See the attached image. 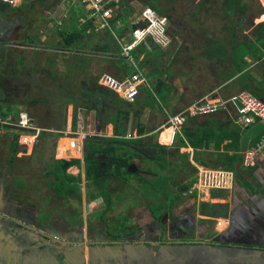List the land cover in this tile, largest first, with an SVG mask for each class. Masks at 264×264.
Returning <instances> with one entry per match:
<instances>
[{
    "label": "trees",
    "instance_id": "obj_1",
    "mask_svg": "<svg viewBox=\"0 0 264 264\" xmlns=\"http://www.w3.org/2000/svg\"><path fill=\"white\" fill-rule=\"evenodd\" d=\"M125 1L126 0H123L120 4L116 17L110 20L111 23L117 19L120 12L122 14L125 10L124 13L126 15L128 14L127 9H121V6H124ZM176 1L177 0H143V3L145 6L155 10L160 16L167 18L169 28L168 34L171 37V41H175L177 36L182 37L181 35L184 34H188L195 38L196 46H194V49L196 48V50L200 52V57L192 55L190 56V59L193 62H197L199 59H204V63H202V65L200 63L199 66H204L205 70H202L200 74H197V78H199L200 81L195 79L192 82L197 81L199 85L203 82L207 83L208 62L213 68L220 69L223 67V73L221 72V74H219V72H217V76L223 77V83L224 81H229L239 75L245 66L249 65V58L252 59V62L264 61V21L253 26V29L251 28V25H253L254 22L253 20L259 15L264 14V7L261 6L258 0H198L199 2H196L193 5L194 7L191 8L188 13L181 14L180 12L179 15L176 14L177 7L174 5ZM4 13L6 15H4ZM0 14L6 17V9L0 7ZM121 14H119V16ZM186 17L188 19V24H184V21L181 20ZM4 20L6 21V18H4ZM172 25L176 31L175 29L174 31L170 30ZM72 27L73 28L69 30L62 26H56V28L51 30L50 33L47 32V35H55L60 40V43L50 44L48 43L50 41L48 37L45 41H40V37H38V42L42 43L41 45L43 46L42 48L33 51L32 57L29 60L23 56L22 52L18 54L6 53L7 55H3L6 57L3 58L0 56V116L5 118L13 111H16L17 107L14 106L19 107L22 105L25 106L26 110L32 115L39 126L43 128L65 129V107L67 105H73L74 119L72 125L73 128H76L78 111L81 110L86 112L83 110L86 109V105H89V109H91L93 102H100L101 115L100 120H98L100 127L105 128L107 125H112L113 134L111 136H103L104 138L102 139H105V141L91 139L86 142L84 177L89 180L92 186L96 185L95 191H89V199L103 196L104 200L110 203L107 182L113 176L120 178V183L129 184L131 183L130 179L134 177L141 178L140 180L144 182L145 179L140 173H160L161 181L159 180L154 185L155 192H157V190L163 191L165 188L163 191L164 195L169 196L174 193V197L170 198V202L168 201L167 203L145 204L148 205V208L151 210L154 222L156 223L158 220L160 221L162 219L165 212H169V204L182 196L184 192L187 193L191 186L197 181V167L193 164L192 160L205 166L232 169L235 172V180L238 181V184L246 187L249 191L253 190L251 194L257 192L255 186L251 183L249 184V181L246 179V173L244 174L246 178H244L242 174V150L245 142H242L241 137L244 128L242 129V126L237 124L235 119L228 113L222 112L221 116L220 114H217L206 117L188 118L181 129V134H177L174 143L170 146L154 140V133L147 132V128L142 122H140V118L145 107H153L156 102H160V104L163 105L162 100H166L170 86L160 77L165 72L170 74L168 69L160 70V68H151L148 77H150V79L156 78L157 82L153 85L149 83V86L142 89L144 104L138 105L137 107L136 103L130 104L118 97L112 91L99 85V79L103 74H96L95 76L91 75L87 78L88 81L78 82L80 87L78 93L77 86H71L70 83L73 81L74 83L71 84H75L78 81V74L82 68H86L87 70L90 68L86 67V64L84 66V64H80V62H74V58H78L82 63L83 60L93 58L91 57L93 53L101 52L100 54L105 56L103 59L111 58L108 57L107 54H115L116 58L113 57V63L115 64L116 62L117 64V61H119L121 63L118 68H126L125 73L123 71L117 73V76L120 79H124L126 76L133 74L135 66L132 65L122 54L123 51L121 44L117 40V48L112 50L109 48L112 43L108 39H104V41L102 40L103 43L102 41H99L95 43V45L90 43V40L88 39H95L99 33V31L95 30L94 21L92 19L85 20V22L79 26L73 25ZM248 30L250 31L247 32ZM108 33L112 36V33L109 30ZM32 34L33 31L26 32L24 34L25 37H27L25 40L32 41ZM220 34L223 35L221 40L217 38ZM188 40V38L183 40V43L177 51V57L180 56L182 49H184L186 53L190 51V47L187 45ZM150 45L151 47L149 49L144 44H140L131 51L130 56L140 70L147 64L151 63L152 57L160 52L156 44L152 43ZM0 47H2L1 44ZM48 49H54V51H49ZM141 56H143L142 59ZM3 59L5 61H3ZM153 60L156 62L155 59ZM180 60L185 65L186 60H183V58H180ZM213 62L214 64H212ZM60 63L68 69L64 73L59 69ZM69 66L75 68V70H71ZM86 69L83 71L86 72ZM185 75L193 77L191 72L186 73ZM247 91L264 99L263 90L255 87L253 84H251V88L247 89ZM58 92L61 95L60 99L65 100V102H63L64 104L60 105V108L62 107V111L60 109L62 116L60 114L57 116L56 110L58 108L50 99V96L54 93L56 98ZM78 99L80 100L78 101ZM49 100L52 104L49 103ZM80 103L82 107L79 106ZM54 106L56 107L54 108ZM163 107L164 105L162 107L160 105L161 109H163ZM51 116L56 117L57 120L52 122ZM134 119L138 120V136L126 137L128 126ZM49 134L50 133H47V135H41V137L48 138L50 137L48 136ZM54 134H56V136L53 146L56 139L61 136L58 132ZM225 141L227 142L223 144ZM16 142L17 136L14 135L13 143ZM254 142L255 141H253V143ZM212 143L213 145L210 149ZM221 144H223L224 150H221ZM189 146L193 148L192 155L188 151L182 152L180 150L182 147ZM230 150H232L231 153ZM101 153L107 155V158L104 161H101L97 157ZM10 158L14 159V157L10 156L7 161L12 166L14 160L11 161ZM135 158H138L139 161L146 164L132 173L128 171L127 165L134 162ZM24 161L27 165L29 164L28 172L15 174L12 178H7L8 180L0 183L3 196L5 185L7 184H9V187L10 189L12 188V190L16 187L19 188V190L22 188L27 191L34 188V185H29L33 178L31 173L29 175V170L33 171L31 165L33 162L30 158H27ZM43 163L46 164L47 174H51L53 190L56 194L67 197L71 190L76 191L78 189L74 181L79 180L81 174L76 176L67 173L66 168L68 164H80V159L73 158L67 161V163L62 164L59 159L53 158L51 162L45 160ZM102 163L105 164L104 167L102 166ZM0 167L4 166L0 164ZM167 170L169 174L167 173ZM183 170L188 172V174L190 171L189 178H186L183 181L171 175L172 172L175 173ZM161 171L163 172L161 173ZM8 172H11V169H8ZM10 176L11 174L7 177ZM173 180H175L174 182L176 185L174 188H170V183ZM146 192L145 189H142L140 194L145 195ZM213 193V196H216L217 192ZM23 195L25 194L23 193ZM214 205L215 204L212 202H203L202 207L204 213L206 212L208 216L213 217L227 215V209L220 213L213 211ZM130 217L132 218L131 220H133L131 222L136 223L133 227L131 223L129 224L131 227L128 226V228L131 229H125L127 227L124 221L122 224H114L111 222L107 231L102 232L108 235H110L111 232L114 239L120 238V236L126 232L125 236L130 233L128 235L130 239H135L136 236L141 235L136 233V229L144 226L140 223L139 219H136L133 216ZM211 222L212 219H207V223L210 224ZM164 225V222H160V224L157 223L156 226H152L153 230H149V226H147L148 229H146V231L153 239L151 241H163V239H161L160 236L157 237V235L161 228H165ZM92 227H94V231H97L95 226ZM9 228L12 230L11 227ZM27 228L28 227L24 226L23 229L20 230L21 236L25 238V240L20 238L21 247L27 246V231L30 230L32 233L34 232L33 229ZM88 229V232L90 233L92 229L90 230V227ZM112 229H116L117 232L114 233ZM124 229L125 232L123 231ZM92 239H95V237H92ZM7 240L8 237H4L3 245L5 243V246H8L7 242H5ZM73 240L76 239L73 238ZM30 241H32V238ZM38 241L39 240L37 239L34 241L39 247L37 250L41 249L45 253L46 251L43 249L44 243ZM83 241L84 238L81 235L77 242ZM168 245L171 244L168 243ZM154 247L155 254H157V242L154 244ZM39 255L41 257L42 254Z\"/></svg>",
    "mask_w": 264,
    "mask_h": 264
},
{
    "label": "rangeland",
    "instance_id": "obj_2",
    "mask_svg": "<svg viewBox=\"0 0 264 264\" xmlns=\"http://www.w3.org/2000/svg\"><path fill=\"white\" fill-rule=\"evenodd\" d=\"M20 1L21 0H19V2ZM24 1H25V3L22 1L24 3V8H25L23 11H25L29 8L28 12H27L28 14H35V16H36L38 13V16L36 17V19L38 18V24L35 25V27L33 28V33H35L36 35L40 34V36L46 37L47 32L50 33V31L54 30L56 28V26H52V28H50L49 25H50L51 21L46 20L47 19L46 13H44V11H42L41 5H39V1H37V0H24ZM199 1L198 0H177L174 4L175 7H177L176 14L179 15L180 12H181V14L188 13L190 11V9L194 7L193 5ZM260 4H261V6H264V1L263 2L261 1ZM146 7L147 6H145V4L143 3V0H126L124 3V6H121V9L122 10L127 9V11H128L127 15L128 16L124 13V11H125L124 10L122 14H121V12L119 13V14H121L120 16L118 14L117 19H115L113 23H110V27L112 28V30H109V31L112 33V36L109 35L108 29H106V30L99 31V33L97 34V37H95V39H88V40H90V43L92 45H95V43H97L99 41H102V40L104 41V39H108L112 43V45L109 47L110 50L117 48L116 40L118 42H120L122 40V38H124L125 41L129 40V36H130L129 32L131 33V31H132V28H131L132 25L136 24L139 20H141L142 12ZM6 10H7L6 13H8L6 16V19L9 20V22L12 23L13 25L17 26L16 32L12 33V36L14 37L13 40L17 38V41L14 40V43H17L18 40L21 39L22 34H24V32L22 31L23 26L19 27L17 25V24H19L18 22L20 20V17L24 16V13H22L21 10L20 11L11 10V9H6ZM28 14H27V16H28ZM0 16L2 17L3 15L0 14ZM181 20L184 21V24H188L187 23V21H188L187 17L183 18ZM253 21H254L253 25H251L252 29H253V26H256L257 24L264 21V14L259 15ZM167 23H168V21H167ZM72 28L73 27L66 28V29L70 30ZM34 29H36V31ZM168 29L169 28H168V24H167V32H168ZM174 29L175 28L172 25L170 30L174 31ZM175 31H176V29H175ZM249 31L250 30H248L247 32H249ZM13 34H15V36ZM23 36H25V35H23ZM181 36L182 37L177 36L175 41H173V40L171 41L170 46L168 48L169 51H166V52L164 51L165 52L164 54L162 53L163 51L161 52V57H160L161 61H160V63H158V65H156L155 61L152 59L151 63L147 64L145 67H143L141 69L142 72L147 76L148 80L150 78V77H148V75L151 71V68L152 69L160 68V70L168 69L171 73L173 72L175 74L183 73V75H185L186 73L191 72V75L193 77L188 76L189 78L187 79V76L185 75L186 81L183 84H181L182 86L194 84L196 81L195 82H192V81L195 79H197V81H200V79L197 78V74H200L202 72V70H205L204 66H199L200 63H201V65H202V63H204L203 62L204 59H199L197 62H193L190 59V56L193 55L195 57H197V56L200 57V52H198L196 50V48L194 49V46H196L195 45V38L193 36H189L188 34H184ZM4 37L5 36H3L2 38H4ZM6 37H10V36L7 35ZM185 38L189 39L187 45H188V47H190V51L186 53V51L184 49H182L180 56H178L179 58H177V59L174 58V60L167 58L166 54H169V53L173 54L174 52L178 51L180 45L183 43V40ZM103 41H102V43H103ZM56 42L58 43V41H56ZM150 47H151V45H150ZM20 52H22L23 56L26 57L27 60H29L32 57V50L19 49L18 47H16L15 45H12V44H10V45L4 44V45H2V47H0V56L2 58L6 57V56H3V55H7L6 53L18 54ZM90 52H91V50H90ZM100 53L101 52L93 53V54L91 53L93 56L91 54L90 55L93 58L83 60L82 63L78 58H74L75 59L74 62H80V64H84V66L86 64V67L90 68L88 70L86 68H82V70H80V72L78 74V79H77L78 81L75 84H71V83H74L73 81L70 83L71 86H75V85L77 86V90H78L77 92L78 93L80 91L79 90L80 87H79L78 82L88 81L87 78L91 75L95 76L96 74L102 75V74L108 73V74H111V75L115 76L116 78H118L117 73H119V71H123V72L126 71V68H123V69L118 68V67H120L121 62L117 61L118 62L117 64H116V62H115V64L113 63V57L116 58L115 54L111 55V54L106 53L108 55V57H111V58L110 59H103V57H105V56L103 54H100ZM180 58H183V60H186L185 65L181 62ZM191 58H193V57H191ZM3 61H5V60L3 59ZM69 68L71 70H75V68H73L71 66H69ZM59 69L62 73H64L66 70H68L65 66L61 65V63H60ZM85 69L87 70L86 72L83 71ZM154 81L155 80L152 79V82H154ZM172 82H173V80H172ZM200 85H198L196 87L197 90H199L200 92L203 90H207V83L203 82ZM145 87L146 86H143L142 88L144 89ZM54 94H52L50 96V99L56 104V106L58 108L56 110L57 116H58V114H60L62 116V112H61L62 107L60 108V105L64 104L63 102H65V100L60 99L61 95L59 92H58V95L56 98H55ZM79 100L80 99H78V101ZM49 103L52 104V102L50 100H49ZM162 103L164 105L163 100H162ZM100 105H101L100 102L99 103L93 102L91 109H89V105H86V109H83L86 112L79 110L80 112H82L81 116H82V119L84 120V124H83L84 131H87L88 133L91 134V136H90L91 139H96V140H101L102 138H104L103 136H111L113 134V133L110 134L108 131L109 125H107L105 128L100 127V123L98 121V120H100V115H101ZM154 105H158L159 108H157L155 106V108H153V110L151 111V114L150 113L147 114V112H145L142 114V116L140 118V122H143L142 124H144L146 126V128L149 129V131H150V127L151 126L153 127V125H154L153 123L156 122L157 117H161L164 114V112H162L163 113L162 114L158 110V109H161L160 105H161V107L163 106L162 104H160V102H158V103L156 102ZM56 106H54V108ZM79 106L82 107L81 103ZM14 107H18V106H14ZM20 107L22 108V105ZM22 109H24V108H22ZM60 109H61V111H60ZM165 109L167 111L169 110L168 107H165ZM17 110H19V109H16V111H13L12 113L14 115H17V113H18ZM65 114H66V116H65L66 117V127L71 128L72 123H73V119H74V106L73 105H70V106L67 105L65 107ZM51 119H52V122H55L57 120L56 117H53V116H51ZM137 121H138L137 119L132 120V122L128 126L126 136L129 134V132H132L134 134L135 133L138 134V132L136 131L137 130V126H136ZM9 129L13 130V128H9ZM158 129H156V130H158ZM17 130L19 131L18 133L20 134V139H19L20 142L24 143L25 141H27L29 143V144H27L28 145L27 153H31V155L33 157H30V156L25 157V156H21L19 154H16V157H19V159H21V160L14 159V164L12 166L8 167L7 161H8L9 155H10L9 149H10V146H12L13 137L10 134V132H11L10 130H7V129L3 130L4 132L0 133V155H3V157L0 159V164H2L4 167H1L2 168V172H1V178L2 179L0 180V182L1 183L5 182L6 180H8L7 178H12V176L15 174L28 172L27 170L29 168V164L27 165V167H25L26 163L23 159L30 158L31 160H33V162L36 163V165L34 164V167H36L38 165L36 167V169H33L34 173H32V176H33L32 182L30 181L31 183H29V185H32V186L34 185V188H32L33 191L30 193L29 190L28 191L26 189L23 190L22 188H20V190H19V188H17V187L13 188V190H12V188L10 189L9 184L5 185L6 191L4 192V196L2 197V201L0 202V222L1 221L7 222L8 219H10V220H13L14 225H15V222L20 221V222L26 223L27 227L28 226L33 227L34 226L33 221L27 220L25 222V219L22 218V215L24 213L23 211L31 209V208L35 211L37 221H39L38 218H40L41 216H44L46 214H48V218H49V215H52V214L55 215L56 214L57 215L56 217H58L59 219L65 220L66 221L65 223L67 224L68 222H70L72 220L71 217L74 215L75 221H76L75 226H71L69 231L72 234V237L74 236V237L78 238L79 233L83 229V224H85V221H84L85 219L83 218V220H81V218H79V215L82 213V211H80V206H78V208L76 207L77 202L75 200L74 201H68V204L64 205L62 203V201H64L63 197L62 196H55L53 192L52 193L49 192V194H47L46 196H43L45 194V188L44 187L46 186L44 184H47L49 186L52 184V180L51 179L48 180L47 173L45 171L46 170V164L43 162L45 160H48L49 162H51L53 160V158L55 156V151L57 154V149H56L57 141H58L57 146L60 147L63 145V143H67L68 140L65 138H63V139L59 138V140L56 139V142L53 146V142L55 141L56 134L50 133L48 135L50 137H48V138L39 137V139L35 143V148H33V150L31 151L32 146H33V143H32L33 136L32 135H30V136L22 135V131L19 129H17ZM149 131L147 130V132H149ZM151 133H154V140L157 141V131L151 132ZM163 138H165V136L163 137V135H162L159 138L160 141L167 143L166 140ZM168 146H170V145H168ZM7 153H9V154L6 155ZM26 155H29V154H26ZM58 155L63 156L62 153H60ZM77 156H78V154H77ZM135 161L141 167H143V165L146 164V163H142L141 161H139L138 158H135ZM144 167H147V166H144ZM8 169H11L12 172H8ZM31 172L32 171L29 170V175ZM162 172L163 171H161V173ZM167 173L169 174L168 170H167ZM10 174H11V176L7 177ZM141 175L145 179L144 182L140 180L141 178H137V177L135 178L134 177L129 186H126V187L124 186V188L121 191H119L120 192L119 198H117L115 201L111 200V204L113 207L111 209H109V211H107V214L109 217L113 216V214H116L118 212L126 213V215L124 217H122L121 219L125 222L127 228H128L130 223H131L132 227L134 226V224L136 225V223L131 222L133 220H131L132 218L130 217V214L133 217H137V216L139 218L143 217V219H140L141 224L144 226V227H141L142 229H148V227L146 226L147 224H150L151 226H154V224H155L154 221L153 222L151 221V219H153V218L150 217V213L148 215L147 212H144V203H142L138 200L137 194L140 193L142 191V189H145L148 192V193L146 192L145 196H147V199L149 200V201L147 200V203H150V204H157V203L159 204L160 203L159 199L161 200L166 196L163 193L165 188L163 191L157 190V192H155V186L154 185L159 180L161 181V174L160 173H157V174L148 173V174H141ZM171 175H173V176H175V177H177L183 181L186 178H189L188 176H190V171H189V174H188V172L183 170V171H178L175 173L172 172ZM174 181L175 180L171 181L170 188L175 187L176 184ZM139 184H140V186H139ZM253 184H257V183L255 182ZM39 186H41V187H39ZM239 186H240V184L235 183L234 187L232 185L229 189L209 190L207 188L200 186V183L198 181H196L191 186L190 190L187 192L188 194L186 192H184L187 195L184 194L185 196L184 195L181 196L178 204L176 205L177 207L175 206L174 210L176 213H179V214H183L184 212H186L187 209L191 210L190 214L186 215L185 217L186 218L191 217L192 221L194 220L195 226L190 227V229L195 232V235H198L200 227L203 226L202 225L203 220L201 219V217H202L201 216V212H202L201 210L203 209L202 203L205 201L214 203L215 205L213 206V211H215V212L217 211L219 213L222 212L223 210L227 209L225 207V203H222V202L224 200H227V198H228V200H229V198H231V200H232V197H233L232 206L233 205L235 207L241 206V205H243L244 201H246V205H244L246 208H244V210L249 211V209H251V210L254 209L253 205H256L257 200H259L260 198L257 200H250V198H251L250 194L251 193L248 195L249 198H246L249 200H243V201H241V204H240V200H238L239 204L234 202V196H235L236 192H238V190L241 192V190L239 189ZM81 187H82L83 191L86 190L85 185L83 183H81ZM256 187H257V185H256ZM118 188L119 187L116 185V183L111 185L110 186L111 194L115 195L114 193H117L116 191ZM93 189L95 190V188H93ZM40 190H42V192L44 193L43 195L40 193ZM216 191H220V192L224 191L223 194L228 195L227 198L226 199H224V198L214 199L215 197L213 198V195H214L213 192H216ZM23 193L25 195H23ZM127 196H128V198L126 199ZM50 198H52V199H50ZM145 200L146 199L144 198L143 201H145ZM218 200H220V202L217 203ZM163 202H165V200H163ZM99 203H100V206H103L102 199L101 200H97V199L94 200L93 203H91L90 211L92 208L95 210L97 209L96 207L99 208L100 207V206H98ZM130 205H132L133 209H131V208L128 209V207H130ZM103 207H105V206H103ZM128 210L130 211V214H129V212H127ZM227 210H228V213L226 216L215 217V218H218L217 225H216V229L218 231H222L226 226L227 227L230 226V224L228 223L229 222L228 220L230 218L229 215H230V212H232V210L229 207ZM76 215H77V218H76ZM7 217H9V218H7ZM208 217L210 218V216H208ZM221 217L225 219V223L221 222V225L218 227L219 220ZM175 220H176V218L174 220L172 219V221H175ZM73 221H74V219H73ZM182 221H184L186 223L187 219H182ZM109 224L108 223H105V224L99 223L98 226L100 228L102 226H104L101 229H107L109 227ZM131 225L129 227H131ZM43 226H45V225H41V226L36 225L35 227H37L41 231L42 229H44ZM76 226H79V227H76ZM185 226H186L185 230H190L188 223L185 224ZM42 231H45V230H42ZM74 232L77 233L76 236L73 235ZM113 232L116 233L117 230L115 229V230H113ZM166 232H169L170 234H172L170 229H166ZM70 233L65 234L64 237L65 236L68 237ZM82 233H83L82 236L84 238V241L86 240L85 237H87V238L90 237V239H92L90 236L91 233L88 232L87 235L84 234V231ZM129 234H127V236ZM57 237L59 238V236H57ZM102 237H103V239H107L109 236L103 235ZM58 238H53L54 240L51 241V243H49V241L47 243H45V244H48V243L50 244V249L54 250L55 251L54 253H56V251H58L60 248H62L63 251L66 250V245H61L60 248H57V246L59 244H63V243H59L62 240L60 238L59 239ZM119 239H121V238H118V240ZM149 243H152V241H149ZM82 244L85 246L89 245L86 242H84ZM115 245L117 246V244H115ZM47 247H49V245L45 246V248H47ZM95 247L98 248L97 246H95ZM104 247L105 246L102 245V248H104ZM45 248H44V250L47 251ZM96 248L90 251L89 259H90L91 263H92V259H94L93 263L99 264L98 261H101L103 257L99 255V252ZM67 249H69V247H67ZM126 250L119 251V250H113L112 248L111 249H105V251L107 252L106 256H104L106 258H103L106 261L105 264H131L130 258L126 254V252H127ZM155 253L156 252L154 251L153 252L154 256L156 255ZM155 258H156V256H155ZM155 258L148 256V259H146V263L147 264H158V263H156ZM68 260L69 259H67V257L64 256L62 264H64L65 262H68Z\"/></svg>",
    "mask_w": 264,
    "mask_h": 264
},
{
    "label": "crops",
    "instance_id": "obj_3",
    "mask_svg": "<svg viewBox=\"0 0 264 264\" xmlns=\"http://www.w3.org/2000/svg\"><path fill=\"white\" fill-rule=\"evenodd\" d=\"M39 1V5H41L42 11H44V13H46V20H50V28H52V26H62L63 28H71L73 25H77L79 26L80 24L84 23L85 20H88V15L90 13V10L87 6H85L81 0H37ZM25 3V1H24ZM80 4V5H79ZM26 5V4H25ZM22 8H24V4L21 6ZM29 9V8H28ZM28 9L25 11H21L22 13H24V16L20 17L19 20V24H17L19 27L23 26L22 31L27 32L28 31H33V28L35 27V25L38 24V18L36 19L37 15L35 16V14H28ZM7 12V10H6ZM8 14V13H7ZM28 14V16H27ZM2 15V14H1ZM4 15H6L4 13ZM1 17V16H0ZM4 18H6L5 16H2L0 18V38L3 40H5L7 37V35H9L7 33L9 27L11 26V23L9 22V20L6 19V21L4 20ZM135 24L132 25V31H133V26ZM17 27V26H16ZM48 27V26H47ZM32 28V29H31ZM36 31V29H34ZM112 30V28H111ZM34 31V32H35ZM132 31L131 33L129 32V40L125 41L124 38H122L121 42H123L124 44H128L129 42H131V40L133 39V35H132ZM220 32V31H217ZM247 33V32H246ZM24 34H22L21 39L18 40L17 43H14V40L17 41V38L13 40V36L12 34L9 35L11 37V41H13L16 47H18L19 49H28V50H32L36 51L40 48H42L43 45H41L42 43L38 42V37H40V41H45L47 40V37L50 39V41L48 43L52 44V43H57L56 41H58V43H60V40L55 36V35H47L46 37L44 36H40V34H38L37 36H35L36 34L33 33L32 34V41L31 40H25L27 37L23 36ZM15 36V34H13ZM3 36H5L4 38H2ZM18 36V35H17ZM218 39H222L223 35L220 34L217 36ZM25 40V41H24ZM20 41V42H19ZM120 42V43H121ZM152 44V42L150 43ZM158 49L160 52H158L157 50V55L153 56L152 59H155L156 62L155 64L158 65V63H160L161 61V52L164 54L166 51H169V46L167 47H161L159 45ZM52 48H54L53 46H51ZM50 48V47H47ZM60 48V47H59ZM45 49V47H44ZM150 49V48H149ZM49 51H54V49H48ZM165 51V52H164ZM177 52H174L173 54L169 53L166 54L167 58H170L171 60H173L174 58H179L177 57ZM143 58V56H141V59ZM249 65L245 66V68L243 69V71L237 75L235 78L229 80V81H223V77L221 76H217V72H219V74H221V72L223 73L224 69L223 67H221L220 69L217 68H213L212 66L209 65V62L207 63V90H203V91H199L196 89V87L199 85V83L196 81L194 84H189V85H184L182 86L181 84H183L186 80V76L183 75V73H179V74H175V73H164L160 78L165 80L167 84H169L170 86V90L168 92L167 98L166 100H164V107L163 109H158L161 113L164 112V114L161 117H157L156 122H154L153 127H150V131L151 132H156L157 131V137L159 134V130H156L160 127H162L164 124H166V120H167V115L168 114H175V113H179L182 110H184L187 106H189L190 104H192L193 102L203 99V98H213L216 96H221L223 98H228L231 96L236 95L238 92H240L241 90H247L251 88V84H253L255 87L260 88L261 90H263L264 92V61L261 62H252V59H248ZM172 63V62H171ZM214 64V62L212 63ZM209 66V67H208ZM226 66V63H225ZM228 68H230L229 66H227ZM125 73V71H124ZM181 74V75H180ZM189 77L187 76V79ZM152 79H154L155 81L152 82ZM149 83L151 85H153L155 82H157L156 78H149ZM173 80V82H172ZM152 82V83H151ZM173 83V84H172ZM143 90L140 92L139 97L137 98V102H136V107L138 105H143ZM155 106L157 108H159L158 105H154L153 107H145L143 113L147 112L151 114V111L153 110V108H155ZM165 107H168V111L165 109ZM221 116V114H220ZM217 116V117H220ZM142 121V120H141ZM143 123V122H142ZM137 126V125H136ZM109 133L112 134L113 133V126L109 125ZM244 128V129H243ZM7 130H10V134L13 137V131L9 128H6ZM167 128H164L161 133L159 134V138L163 135V132L166 130ZM242 129L244 130L241 140L242 142L244 141V147L243 149H245L246 147L250 146L251 143H253V141H256L261 135L264 134V126L259 122V121H255L254 123L248 124L246 126H242ZM5 130V129H2ZM138 130V127H137ZM136 130V131H137ZM147 130L149 131V129L147 128ZM149 131V133H151ZM4 132V131H3ZM134 132V131H133ZM132 133V132H129ZM240 140V142H241ZM227 141L223 142L226 143ZM164 144H169V143H165ZM223 144H221V150H224ZM213 143L210 145V149L212 147ZM181 150H187L193 153V150L191 147L188 148H180ZM226 151V150H225ZM243 151V150H242ZM232 152V150H230V153ZM3 157V155H0V159ZM193 164L195 166L197 165H202L199 164L195 161H193ZM210 167V166H209ZM214 168V167H212ZM1 167H0V180L1 178ZM71 170H73L74 173L77 172V166H71ZM246 173L247 178L244 176V174ZM242 174L244 176V178H246L249 181V184L251 183L253 186H255V188L257 189V193H253L250 194L252 191H249L246 189V187L240 185L239 189L241 190V192L238 190V192H236L235 196H234V202L239 204L240 200V204L241 201L243 200H249L246 198H249L248 195L250 194V200H256V196H258V198L263 197L264 198V151L258 154V157L255 161V165L252 166H247V167H243L242 170ZM248 174V175H247ZM249 177V178H248ZM251 178V179H250ZM257 183V184H253V183ZM1 183V182H0ZM236 184L237 181H235ZM234 183V185H235ZM112 184H107V189L110 191V186ZM233 185V187H234ZM257 185V187H256ZM217 194L216 196H213L214 199L217 198H224L226 199L228 195H224V191L220 192V191H216ZM235 193V192H234ZM115 195H112L111 197L109 196V200L112 198V201H115L117 198H119L120 193H114ZM232 195V194H231ZM2 197H3V193H2V189L0 187V202L2 201ZM101 198H97V200H101L103 204L104 200L103 197L100 196ZM243 197V198H242ZM128 198V196L126 197V199ZM96 200V199H95ZM213 200V199H212ZM94 199L91 200V202L89 203L91 206V203H93ZM85 202V201H83ZM142 202V200L140 201ZM220 202V200L217 201V203ZM139 203V202H138ZM143 203V202H142ZM222 203H225L226 208L228 209V207L233 211L236 210L238 208H243L244 205L241 206H232L233 204V197L232 200L231 198H227V200H224ZM244 203H246V201H244ZM231 204V205H230ZM112 206L111 203H109V206ZM98 206H100V203L98 204ZM254 207L257 206L253 205ZM113 207V206H112ZM97 211L99 212V210L103 209V206H100L99 208L96 207ZM131 208L133 209L132 205H130V207H128V209ZM141 208V207H140ZM98 212H95V210L92 208L91 212L89 214H86L85 212L80 216L83 217L85 220V223L87 221V219L89 218L93 223H97V217H98ZM132 213V212H131ZM77 214V213H76ZM120 214V212L113 214V216H111V219H115L117 218L118 215ZM130 214V213H129ZM126 215V213H125ZM255 215V213H254ZM57 215L52 214L49 215L48 219H45V225L50 226L53 225L55 226L54 230L58 231L59 229L63 228V230H70L71 226H75V216L73 215L71 218L72 220L70 222H68L67 224L65 223V220L59 219L58 217H56ZM258 216L261 219H264V216H260L259 214L255 215ZM208 217V215H207ZM9 218V217H7ZM58 218V219H57ZM77 218V215H76ZM209 218V217H208ZM74 219V221H73ZM110 219V220H111ZM218 219V218H217ZM229 224H230V218L228 220ZM219 222L221 223H225V219L224 218H220ZM141 223V222H140ZM17 224L14 225L13 220L8 219L7 222H0V238H1V244H0V264H62L64 256L67 257L68 262H65L64 264H96L93 263L94 259H92V263L89 259V253L91 250L95 249L97 246L98 248H96L99 252V255L102 256L103 258H106L104 256H106V251L105 249H113V250H126L129 247H137L136 245L141 244V243H147L145 242V238L142 237V235L136 236L135 239H130L129 236H125V229H131V228H125L123 231L125 232L124 234H122V236H120L121 239H115L117 240L116 242H114V245H107V244H103L102 242H100L103 236V232L102 229L98 228L97 226V231L92 228H90V230L92 229L91 233V238L95 237V240L98 239V243L97 242H93L92 239L86 238L85 241H83L82 243L86 242L87 246L83 245L82 243L80 244V249H75L73 250V246H69V249H67V245H66V250L63 251L62 248H60L61 245H64L65 242H63V244H59L57 246V248H60L58 251H56V253H54V250L50 249V244H43V249L45 248V246L49 245V247L45 248L47 251L44 253L41 249L37 250L39 247L36 243H34V241L37 239L36 238V234L31 235L29 234L28 240H27V246L25 247H21L20 246V238L17 236V233L14 230H10L9 227H12L16 230H19V227L16 226ZM260 226V230H261V234L264 235V227L261 225V223H259ZM27 227V226H26ZM79 227V226H76ZM87 224H83V231L84 234L87 235L88 231H87ZM219 227V226H218ZM251 228H253V224L250 225ZM30 229H33V227H29ZM35 228V227H34ZM227 226L224 228L226 229ZM235 229H241L240 227L235 226ZM34 230V229H33ZM76 230V229H75ZM39 231V229H38ZM41 232V231H40ZM70 232V231H69ZM146 229H142L141 227L136 229V233L138 234H142L145 233ZM75 234H77L76 232H74ZM71 234V233H70ZM63 235H61L62 237ZM72 236V234L70 235V237ZM4 237H8V240L5 241L7 242L8 246H5V243L3 245V239ZM32 238V241H30V239ZM63 238V237H62ZM141 240L143 242H141ZM30 241V242H29ZM97 241V240H96ZM40 242V241H38ZM61 243V242H60ZM117 244V246L115 245ZM102 245L105 246L104 248H102ZM125 247V248H124ZM56 249V248H55ZM69 250V251H68ZM155 250V249H150ZM42 251V252H40ZM154 252V251H152ZM39 254H42L41 257ZM81 255L84 256V261L81 262ZM252 258V263L256 264L257 260L255 259V255L253 254V252L251 251V256ZM102 258L101 261H98L99 264H105V260ZM133 258H136V255L133 256ZM141 258V257H140ZM258 264V263H257Z\"/></svg>",
    "mask_w": 264,
    "mask_h": 264
},
{
    "label": "flooded vegetation",
    "instance_id": "obj_4",
    "mask_svg": "<svg viewBox=\"0 0 264 264\" xmlns=\"http://www.w3.org/2000/svg\"><path fill=\"white\" fill-rule=\"evenodd\" d=\"M16 32V25H13L11 23V26L9 27L7 33L9 35H11L12 33ZM11 37H7L5 40L3 39L0 42L1 45L4 44H14L13 41H11ZM91 135L88 136L87 141L91 140L90 138ZM99 136V135H98ZM14 138V136H13ZM18 140V137H17ZM102 141H105V139H101ZM86 141V142H87ZM86 145V143H85ZM35 148V146L33 147ZM63 148V145L59 147V150L61 151ZM33 150V149H32ZM26 152V148L22 147L19 143H13V139H12V146H10L9 149V157L13 156L14 159L16 158L17 160H21L19 159V157H16V154H19L21 156H25V157H33L31 155V153H25ZM9 153H7L6 155H8ZM85 153L84 152L82 159L84 161L85 158ZM29 154V155H26ZM24 157V158H25ZM101 161H104L107 158V155L101 153L97 156ZM13 158H10L11 161L14 160ZM27 159V158H26ZM25 160V159H23ZM33 162V160H31ZM134 162L137 164V162L134 160ZM132 163V162H131ZM34 164L36 165L35 162H33L32 165V169H36V167H34ZM82 162L79 163H72V164H66L67 168H66V172L67 173H71L73 175H79L81 173V169H82ZM130 164V163H129ZM128 164V165H129ZM8 166H11V164L9 162H7ZM27 165V164H26ZM77 166V172L74 173L73 170H71V166ZM128 165H127V169H128ZM102 166L104 167L105 164L102 163ZM26 167V166H25ZM141 167L137 164V169ZM8 168V167H7ZM46 171V170H45ZM129 171V170H128ZM12 172V171H11ZM130 172V171H129ZM135 172V171H134ZM143 172V171H141ZM34 173L33 171L31 172V174ZM47 173V171H46ZM133 173V172H132ZM141 174H148L146 172L140 173ZM51 174H47L48 180L51 179ZM142 176V175H141ZM133 180V178L130 179V182ZM120 178L113 176L112 178H110L107 182V184H114L116 183V185L119 187L117 189V193H120L119 191H121L124 186H129L130 183L128 184H122L120 183ZM74 183H76L78 189L75 190H71L70 193L68 194L67 197H63L64 201H62V203L64 205L68 204V201H76L77 202V208L78 206H80V211H82L81 214H83L84 212L86 214H89L90 211V206L88 211H85V207L86 204L88 203V205H90L89 203L91 202L92 199H89V191H95L93 188H95L96 185H93L89 182V180H87L86 178H83L81 176V178H79V180H75ZM81 183H83L85 185L86 190L83 191L82 187H81ZM45 188V194L42 192V190H40V193L43 196H46L47 194H49V192H53L55 196H61L55 193V191L53 190V185L51 184L50 186L47 184ZM41 187V186H39ZM79 190V191H78ZM173 190V189H172ZM6 190L4 189V192ZM33 191V189L31 188L29 190V192L31 193ZM174 191V190H173ZM185 195H187L186 193H184ZM183 194V195H184ZM110 197L112 196L111 191H109L108 194ZM146 195V194H145ZM145 195H141L140 193L137 194L138 200L144 203V212H147L148 215L150 213V217L153 218L152 214H151V210L148 208L147 204V196ZM174 193L170 194L169 196H165L163 199H159L160 203L163 202V200H165L164 203H167L168 201L170 202V198H173ZM182 195V196H183ZM184 195V196H185ZM149 196V195H148ZM103 197V196H102ZM97 198H101L100 196H97L95 198H93L94 200ZM144 198L146 199L145 201ZM181 196L178 197L176 200H174V202H172L170 205V209L169 212H165L162 219L159 221H157L154 226L161 223H165L164 227L165 228H161L160 231L158 232L157 237L160 236L162 240H157V245H158V253L155 255H153L152 251L154 250H150L155 248L154 244L156 243L155 241H152V243H149V241L153 240L150 235L148 234V232L146 231L145 233H142V237L145 238V242H147L146 244H144V242L141 240V244L136 245L137 247H129L126 251V254L128 255V257L130 258V262L131 264H147L146 263V259H148V256L150 257H154L156 263L158 264H253L252 263V258L251 256V251L253 252V254L255 255V259L257 260L258 264H264V235L261 234V230H260V226L259 223H261V225L264 227V219H261L258 216H255L257 214H259L260 216H264V198L261 197L260 199L258 198V196H256V200H257V206L254 207L253 210L249 209V211H245L244 208H246L245 206L243 208H238L236 210H233L232 212H230V226L227 227L226 229H223L222 231H218L215 227V230L213 231V233L211 234L210 237H208V233L210 230V226L211 223L213 222V219L211 218L212 216H210V218H207V213H204V210L202 209L201 211V219L203 220V226L200 227L199 229V233L198 235H195V232L192 231L190 229V227H194L195 223L194 220L192 221L191 217L186 218V215L190 214L189 209L186 210V212H184L183 214H179L176 213L174 210V207L178 204L179 200H180ZM52 199V198H50ZM104 200V198H103ZM112 198L109 200L111 203ZM85 201V202H83ZM149 201V200H148ZM207 202V201H205ZM103 209L99 210V212L97 210H95V212H98V217L96 222L97 223H93L89 218L87 219L85 224H88L87 226V231L89 230L88 228L91 226H98V224L100 223H111L113 222L114 224H122L123 220L121 219L122 217L125 216V213H120L118 215L117 218L115 219H111L112 217H109L107 214V211H109V209L112 208V206H109L108 201L104 200ZM158 204V203H157ZM243 205H246V203H243ZM67 207V206H66ZM75 207V206H74ZM177 207V206H176ZM84 209V210H83ZM130 209V208H129ZM23 215L22 218L25 219V222L28 221H33V229L35 230L33 233L32 231L28 230L27 232L30 233L31 235L36 234V238L37 240L43 242V243H47L49 241V243H51V241H53V238H58L57 236H59V238L62 240L60 241L61 243L65 242L64 245H67V247L69 246H73V250L75 249H79L80 244L82 242H77L78 238L83 235V231L81 230V232L79 233V237H70L71 234H69L68 237H64L65 234L70 233L67 230H63V228L59 229L58 231H55L54 228L55 226L51 225H45V219H48V214L41 216L40 218H38L39 221L36 220V215H35V211L31 208L28 210L23 211ZM127 212L130 213V211L128 210ZM255 213V215H254ZM204 215V216H203ZM131 216V214H130ZM137 216V215H136ZM81 220H83V217H80ZM136 219H143V217L139 218L138 216L135 217ZM176 218L175 221H172V219L174 220ZM111 219V220H110ZM182 219H187V222L185 223L184 221H182ZM207 219H212V222L209 224L207 223ZM168 220V221H167ZM151 221H154V219H151ZM172 221V222H171ZM19 224V230L23 229L24 226H26V223L17 221ZM189 224V229L190 230H185V224ZM253 224V228L250 227V225ZM23 225V226H22ZM36 225L41 226V225H45L43 226L45 231L40 232V230L38 231V228L35 227ZM221 223L219 222L220 226ZM240 227L241 229H235V226ZM146 226H149V230H153V227L150 224H147ZM35 227V228H34ZM99 227V226H98ZM104 227V226H102ZM101 227V228H102ZM94 229V227H92ZM100 228V227H99ZM100 228V229H101ZM166 229H170L171 233L166 232ZM107 231V229H102V231ZM104 234V233H103ZM61 235H63L61 237ZM73 235L76 236V234L74 233ZM109 236L107 239H101L100 242H102L103 244H107V245H114L113 243L116 242L117 240H115L113 238L112 233L110 232V235L108 234H104ZM34 237V235H33ZM58 238V239H59ZM73 238H77L76 240H73ZM159 238V239H160ZM97 240V241H96ZM93 239V242H97L98 243V239ZM149 240V241H148ZM119 241V240H118ZM59 242V243H60ZM48 243V244H49ZM168 243H170L171 245H168ZM57 245V244H56ZM243 252V253H242ZM136 255V258H133V256ZM141 257V258H140ZM81 262L84 261V256L81 255ZM256 263V264H257Z\"/></svg>",
    "mask_w": 264,
    "mask_h": 264
},
{
    "label": "built area",
    "instance_id": "obj_5",
    "mask_svg": "<svg viewBox=\"0 0 264 264\" xmlns=\"http://www.w3.org/2000/svg\"><path fill=\"white\" fill-rule=\"evenodd\" d=\"M123 0H81L90 10L89 19L94 21L96 31L111 30L110 23L117 15L120 4ZM262 0H260L261 2ZM263 2V1H262ZM19 0H0V6L6 8L17 7ZM88 19V20H89ZM167 18L161 17L152 8L146 7L142 12V18L133 28V39L128 44L121 42L123 55L129 62L135 66V71L124 79H118L110 74H103L99 79V85L114 92L121 99L130 104H134L140 94L143 86H149L146 75L142 70L138 69L136 63L131 58V51L138 45L144 44L150 48V42L161 47H167L171 43V37L167 32ZM221 112H226L235 119V122L240 126L259 121L264 125V100L254 95L250 91L242 90L234 96L223 98H203L197 100L187 106L184 110L175 114H168L166 124L159 128V134L164 128H171L172 144L177 134H181V129L188 118L206 117L217 115ZM0 123L6 125H14L20 129L28 130L36 128L33 120L26 112H21L16 122L10 118L2 120ZM84 120L81 114L77 115L76 128H68L62 131L70 135L67 144H63L60 151L57 146V157H76L78 154H83L85 140L88 137V132L84 131ZM39 131V128H36ZM30 136V135H25ZM159 142L160 139H158ZM27 143V142H25ZM193 150V149H192ZM264 151V134L250 146L243 149V166L255 165L258 154ZM62 153L63 156L58 154ZM235 180V172L232 169H224L221 167H209L205 165H197V181L200 186L209 190H225L229 189ZM198 187V186H197Z\"/></svg>",
    "mask_w": 264,
    "mask_h": 264
},
{
    "label": "clouds",
    "instance_id": "obj_6",
    "mask_svg": "<svg viewBox=\"0 0 264 264\" xmlns=\"http://www.w3.org/2000/svg\"><path fill=\"white\" fill-rule=\"evenodd\" d=\"M24 2V0H21L20 2H19V4H18V6L17 7H13V8H6V7H3V6H0V7H2V8H4V9H11V10H17V11H23L25 8H22L21 6L24 4L23 2ZM259 1V3H260V0H258ZM264 7V6H263ZM109 30V29H108ZM133 32V31H132ZM0 41H2V39L0 38ZM132 41V40H131ZM139 46V45H138ZM137 47V46H136ZM133 59V58H132ZM105 74H108V73H105ZM111 75V74H110ZM113 76V75H112ZM129 76V75H128ZM115 77V76H114ZM127 77V76H126ZM125 77V78H126ZM147 77V76H146ZM118 79H120V78H118ZM122 80V79H121ZM147 80H148V78H147ZM148 84H149V80H148ZM147 87V86H146ZM143 88H141V90H142ZM141 90H140V92H141ZM242 91V90H241ZM247 91V90H246ZM114 93V92H113ZM239 93V92H238ZM115 94V93H114ZM140 95V94H139ZM118 96V95H117ZM119 97V96H118ZM139 97V96H138ZM217 97H221V96H216V97H213V98H217ZM261 99H263V98H261ZM264 100V99H263ZM137 102V101H136ZM135 102V103H136ZM21 107L19 106V107H17L16 109H19V110H17V115H14L13 113H11V114H9L8 116H6L5 118H3V117H1L0 116V118L4 121V120H6V119H8V118H10L13 122H16L17 121V119H18V117H19V114L21 113V112H26L30 117H31V119L33 120V123H34V125L36 126V128H39L40 130L39 131H37L36 130V128H34V129H31L30 131H28V130H24V129H20V128H18V127H16V126H14V125H6V124H3V123H0V133H2L3 132V130L2 129H6V128H13V136L14 135H16L17 137H18V140H17V143H19L22 147H25L26 148V152L25 153H27V149H28V145L27 144H29L27 141H25V142H27V143H22V142H20V134L18 133L19 131L17 130V129H19V130H21L22 131V135H32L33 136V139H32V143H33V146H32V149H33V147L35 146V143L37 142V140L39 139V137H41V135H47V133H60L61 134V136L60 137H58L57 138V140H59V138H65V139H67L68 140V138L70 137V135H68V134H65L64 132H62V131H66L68 128L66 127L65 129H51V128H43V127H41V126H39L38 125V123L34 120V118L32 117V115L26 110V108L24 107V106H22V108H24V109H20ZM222 113V112H221ZM221 113H219V114H221ZM78 114H81L82 115V112H78ZM77 114V115H78ZM77 118V117H76ZM71 128H73V125L71 126ZM16 129V130H15ZM159 130V129H158ZM89 135H91L90 133L88 134V136ZM137 135L138 134H134V133H129L126 137H137ZM177 136V135H176ZM88 138V137H87ZM159 134H158V137H157V141L159 142ZM259 139V138H258ZM257 139V140H258ZM86 141H87V139L85 140V143H86ZM159 143H161V144H164L163 142H159ZM174 143V142H173ZM172 143V144H173ZM63 144H67V143H63ZM254 144V143H253ZM57 145H58V141H57ZM57 145H56V147H57ZM165 145H171L170 143L169 144H165ZM190 147V146H189ZM182 148H188V147H182ZM192 148V147H191ZM32 149H31V151H32ZM193 149V148H192ZM181 150V149H180ZM30 151V152H31ZM182 151V150H181ZM184 151H187V150H183L182 152H184ZM84 152H85V144H84ZM84 152H83V154H84ZM188 152H190V151H188ZM191 153V155H192V152H190ZM83 154H79L78 156L76 155V157H71V158H66V157H57L56 156V151H55V156H54V158L55 159H65L66 161H69V160H71V159H73V158H76V159H80L81 160V162H82V169H81V176L83 177V178H85L84 177V161H83V159H82V156H83ZM243 165V164H242ZM197 167V166H196ZM243 167H245V166H243ZM235 181L236 180H234V183H235ZM234 185V184H233ZM221 190H223V189H221ZM212 219H216L215 217H211ZM35 231V230H34Z\"/></svg>",
    "mask_w": 264,
    "mask_h": 264
},
{
    "label": "water",
    "instance_id": "obj_7",
    "mask_svg": "<svg viewBox=\"0 0 264 264\" xmlns=\"http://www.w3.org/2000/svg\"><path fill=\"white\" fill-rule=\"evenodd\" d=\"M133 28H135V26H133ZM60 162H61L62 164L67 163V161H66L65 159H60ZM136 169H137V164H136L135 162H132V163H130V164L128 165V170H129L130 172H134V171H136ZM88 209H89V205H88V203H87V204H86V207H85V211H88ZM217 221H218L217 218H216V219H213V222L211 223L210 230H209V233H208V237H210L211 234L213 233V231L215 230V227H216V225H217ZM15 224H17L16 226L21 225V224H19L18 222H15ZM22 226H23V225H22ZM11 228H12V227H11ZM27 229H29V228H27ZM27 229H26V230H27ZM12 230H14V231L17 233V236H18L19 238L25 240V238H23V237L21 236V233H20L21 231H20V230H16V229H14V228H12ZM27 234H28V232H27ZM28 237H29V234H28Z\"/></svg>",
    "mask_w": 264,
    "mask_h": 264
},
{
    "label": "bare ground",
    "instance_id": "obj_8",
    "mask_svg": "<svg viewBox=\"0 0 264 264\" xmlns=\"http://www.w3.org/2000/svg\"><path fill=\"white\" fill-rule=\"evenodd\" d=\"M171 133H172V129L171 128H167L164 132H163V137L165 136V139L167 143L170 142L171 139Z\"/></svg>",
    "mask_w": 264,
    "mask_h": 264
}]
</instances>
